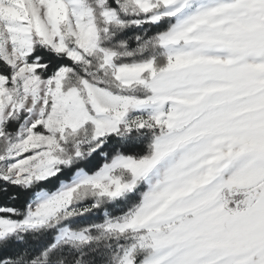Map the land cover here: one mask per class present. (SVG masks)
Masks as SVG:
<instances>
[{"label":"snow or ice","instance_id":"6c2138e0","mask_svg":"<svg viewBox=\"0 0 264 264\" xmlns=\"http://www.w3.org/2000/svg\"><path fill=\"white\" fill-rule=\"evenodd\" d=\"M0 264H264V0H0Z\"/></svg>","mask_w":264,"mask_h":264},{"label":"trees","instance_id":"16d2710c","mask_svg":"<svg viewBox=\"0 0 264 264\" xmlns=\"http://www.w3.org/2000/svg\"><path fill=\"white\" fill-rule=\"evenodd\" d=\"M2 202H5V201H3V200H0V203H2Z\"/></svg>","mask_w":264,"mask_h":264}]
</instances>
